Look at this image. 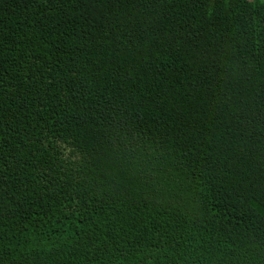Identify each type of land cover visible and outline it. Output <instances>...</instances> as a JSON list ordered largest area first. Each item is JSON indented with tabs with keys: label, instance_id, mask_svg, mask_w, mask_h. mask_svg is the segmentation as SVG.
<instances>
[{
	"label": "trees",
	"instance_id": "obj_1",
	"mask_svg": "<svg viewBox=\"0 0 264 264\" xmlns=\"http://www.w3.org/2000/svg\"><path fill=\"white\" fill-rule=\"evenodd\" d=\"M0 264H264V0H0Z\"/></svg>",
	"mask_w": 264,
	"mask_h": 264
}]
</instances>
